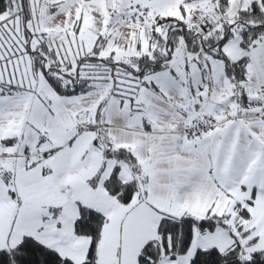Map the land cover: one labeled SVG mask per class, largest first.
Masks as SVG:
<instances>
[{"label": "snow or ice", "instance_id": "6c2138e0", "mask_svg": "<svg viewBox=\"0 0 264 264\" xmlns=\"http://www.w3.org/2000/svg\"><path fill=\"white\" fill-rule=\"evenodd\" d=\"M0 264H264V0H0Z\"/></svg>", "mask_w": 264, "mask_h": 264}]
</instances>
